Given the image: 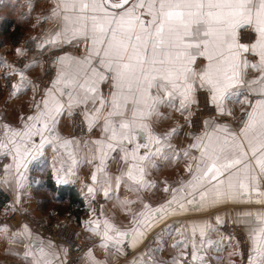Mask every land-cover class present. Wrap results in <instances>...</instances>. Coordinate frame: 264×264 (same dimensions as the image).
<instances>
[{"label": "snow or ice", "instance_id": "snow-or-ice-1", "mask_svg": "<svg viewBox=\"0 0 264 264\" xmlns=\"http://www.w3.org/2000/svg\"><path fill=\"white\" fill-rule=\"evenodd\" d=\"M51 16L59 19L60 27L43 43L60 48L83 44L85 51L82 56L64 52L57 57L56 77L43 100L35 104L34 114L23 118V130L4 126L7 139H0V157H12L18 189L27 179L24 171L43 156L46 145L69 152L72 141L54 129L62 115L72 117L78 109L89 131L102 125L100 140L83 143L89 152L95 146L93 159L99 164L91 179L100 187L108 185L105 197L113 180L106 161L117 150L127 167L115 177L116 188L123 186L136 193L154 188L155 183L146 179L149 170L168 160L174 162L180 155L170 142L178 128L163 134L154 131L153 125L167 118L160 109L191 116L193 106H199L198 93L203 92L207 106L218 117L233 116L229 105L247 106L241 107L244 115L238 129L206 119L204 131L182 150L192 161L185 168L190 178L178 187L164 188L171 192L170 199L156 208L144 204L143 210L133 215L129 231H121L108 219L90 221L87 230L100 237L99 247L119 255L125 238L131 240L128 246L135 248L147 232L161 225V233L171 235L173 229L165 221L190 210L208 212L239 203L264 206V0H55ZM17 54L23 55V51L17 49ZM249 55L256 61L251 62ZM29 67L32 65H24L25 70ZM249 69L259 75L247 79ZM13 72L21 77V82L13 85L16 94L31 82L24 70ZM76 146L79 148V141ZM191 149L199 155H192ZM69 158L71 165L66 171L63 161L54 169L58 183L75 176L73 166L78 161L70 152ZM11 167L4 166L5 175ZM98 173L102 175L98 177ZM88 192L92 194L94 189L89 187ZM134 202L124 200L121 204ZM216 220L223 222L219 215ZM236 223L245 229L247 264H264V209L238 212ZM175 231L184 239L171 245L178 252L165 264L186 260L189 244L191 261L198 264H210L207 250L224 251L223 237L211 239L217 229L207 221H193L185 231ZM189 231L191 235L186 234ZM0 232L9 243L24 242L23 259L28 264H66L53 242L33 238L27 225L10 237L7 225L0 226ZM232 239L228 237L229 247ZM239 243L237 240V249ZM62 251L66 255L67 250ZM158 251L149 249L132 264H147L145 258L161 264L151 256ZM229 255L243 253L237 250ZM83 259L87 264H106L97 261L91 249ZM213 259L220 264L223 257Z\"/></svg>", "mask_w": 264, "mask_h": 264}, {"label": "crops", "instance_id": "crops-1", "mask_svg": "<svg viewBox=\"0 0 264 264\" xmlns=\"http://www.w3.org/2000/svg\"><path fill=\"white\" fill-rule=\"evenodd\" d=\"M55 5V0H0V139H7L5 137V125H8L12 130H23V118L34 114L35 104L41 102L44 98L45 91L52 85V80L56 77L58 56L63 55L64 52H68L74 56L84 55L85 47L81 44L79 47L64 46L63 48L54 47L49 44H44L45 37H50L59 27L60 21L57 17L51 16V9ZM17 49L23 51V55L17 54ZM51 50L54 55V72L50 77V81L45 86L43 93L39 95L36 91L33 79L38 76L43 69L42 52ZM251 62H255L256 58L253 56L248 57ZM10 65L11 67H5L3 64ZM203 63V60H200ZM31 64L32 67L24 69V65ZM13 69L24 70V76L31 83L24 91L16 92L13 94V85L21 82V77L13 72ZM259 73L252 71L247 72V79H253L258 76ZM105 91L107 87L105 86ZM199 106H193L192 115L188 116L187 113L181 115L169 108H161L160 111L167 117L160 120L153 125L154 131L159 134H163L172 128H178V133L171 138V143L174 148L180 152L179 158L174 162L168 160L159 165L156 169H151L150 174L146 177L147 180L155 183V187L152 189H145L142 192H128L126 188L121 186L119 189L115 185V177L120 172L126 169V164L121 160V153L119 150L111 152L109 159L106 161L107 173L113 177L111 192L108 197L104 195V188L108 187L105 184L103 187L95 184L91 175L95 171L99 164L98 159H93L95 154V146L93 145V151L89 152L88 147L84 146V141H95L102 138V125H97L93 130L89 131L87 125L83 121V117L79 114L80 109L76 110L77 114L81 117L83 129L79 132H75L76 128L72 124L73 116L69 117L66 113L59 119L58 124L54 131L64 139L72 141L69 145V152L72 157L78 161V164L73 166L75 176L67 177V183H58L54 169L61 167V162H64L65 171L67 167L71 165V159L69 158V152H66L59 146L54 149L50 145H46L43 156L39 160L32 162L26 171H24L26 180L22 181L23 187L17 188V172L15 164L11 156L0 157L1 172H0V188L7 194L8 199L0 208L2 210H29V211H42L40 203H47L48 208L52 207L50 203L53 200L60 201L59 203H65L64 200L58 199L55 193L51 191L46 185V179L51 178L55 184L68 185L74 188V191L81 196L85 206L88 208V212L81 221H77L72 214H68L67 222L72 224L73 227L79 233H90L87 228L90 227V221L97 219L103 221L108 219L115 224L121 231H129L132 227V218L134 214H137L143 210V205L148 204L152 208H156L160 204H163L166 200L171 198V192H165L164 188L168 186L178 187L181 181H186L190 178V173L185 171L186 166L192 161L190 158L183 156L182 150L186 149L190 143H192V137L201 134L204 131V121L206 119H215L217 123L228 124L233 129H238L240 119L244 115L241 112V107L247 108V106L241 105H229L233 109V116L218 117L215 111L207 106L206 93H198ZM235 117V119H234ZM75 129V130H74ZM77 131V130H76ZM10 136V132H9ZM36 142H39V137L34 138ZM77 141L80 142L79 148H77ZM192 155L198 156L199 153L196 149H191ZM91 161V162H89ZM12 165L8 170V174L5 175L4 166ZM102 173H98V177ZM3 181H8L7 184ZM92 187L94 192L90 194L88 188ZM43 194L50 197L55 196L54 199L40 198ZM253 199L256 198L255 193L252 194ZM17 197L19 201L17 202ZM45 199L47 201H45ZM44 200V201H42ZM130 200L135 201L131 204H121V201ZM99 201V203H95ZM64 205V204H63ZM187 206V205H186ZM264 209V206L255 203H239V204H227L222 205L219 208L212 211H195L190 210L183 215H177L170 217L165 221V225L171 226L173 229L171 235L167 232L161 233V227L155 228L152 231L147 232L144 240L138 244L137 247L132 248L128 245L131 240L125 238L124 244L121 245V254L117 255L115 250L106 252L103 248L99 247L101 239L96 236V239L90 243L86 250L73 262L69 263L66 260V255L62 251L66 249V246L61 242L52 239L43 231H39L30 223L25 221H18L16 224H9L5 221L0 222V226L7 225L8 233L11 234L21 228L22 225H27L29 230L35 236L44 238L45 241H52L56 249L60 251L61 259L66 264H87V261L83 259L85 253L91 249L92 255L97 261L106 262V264H132L134 259H138L141 255L147 252L149 249H157L160 251L153 252L152 258L156 261L165 264L171 260L172 257L177 255L178 250L174 249L171 245L178 240L184 239L181 235L177 234L175 229H180L181 232L189 228L191 222L207 221L214 228L216 232L210 234V238L213 240H220L223 237L222 243L224 244V251L213 252L207 250V256L210 258V264H217V261L213 259L215 256H222L223 260L220 264H247V251L248 242L246 239V233L242 224L236 223V214L238 212H244L247 210H260ZM49 210V209H48ZM44 211V210H43ZM45 212V211H44ZM48 213V212H45ZM49 214V213H48ZM64 214H52L57 218H64ZM222 217V224H218L216 217ZM51 216V215H50ZM237 225L241 231V236H234L231 234L229 227ZM103 231V225L100 227ZM191 235L190 231L186 233ZM231 236L232 247L228 246V237ZM199 241V233L196 236ZM239 243V249L235 247ZM241 251L243 256H230L229 253L233 251ZM25 251L24 242L21 243H9L4 238V233L0 232V264H28L23 259V253ZM189 256L186 260L182 258L181 264L190 263L198 264V261H191V245L187 248ZM12 253H16L13 255ZM147 264H152L151 259H147Z\"/></svg>", "mask_w": 264, "mask_h": 264}, {"label": "built area", "instance_id": "built-area-1", "mask_svg": "<svg viewBox=\"0 0 264 264\" xmlns=\"http://www.w3.org/2000/svg\"><path fill=\"white\" fill-rule=\"evenodd\" d=\"M251 57V55H249ZM43 69L33 81L36 91L39 95L43 93L45 86L50 81V77L54 72V55L51 50L42 52ZM225 118V117H224ZM72 124L76 128L75 132L83 129L82 120L79 115H74ZM40 222L41 230L49 235L52 239L61 242L66 246V260L73 263L87 248V246L96 239V236L90 233H79L73 226L62 224V222H54L53 220ZM231 234L241 236L242 231L237 225L229 227ZM16 264V263H13Z\"/></svg>", "mask_w": 264, "mask_h": 264}, {"label": "trees", "instance_id": "trees-1", "mask_svg": "<svg viewBox=\"0 0 264 264\" xmlns=\"http://www.w3.org/2000/svg\"><path fill=\"white\" fill-rule=\"evenodd\" d=\"M46 185L55 193L58 199L64 200L65 203H63V205L62 203H59L60 201L55 199L50 202L52 204L51 208H48L47 203H40V206L43 208L42 211L44 210L45 212H48L51 216L55 213L65 214L67 212L68 214H72L77 221H81L85 217L88 212V208L85 206L81 196L74 191L73 187L55 184L51 178L46 179ZM46 197L49 198V200L55 198V196L50 197L46 194H43L40 198L44 199ZM7 199V194L0 188V208L7 201ZM45 201L47 200L45 199Z\"/></svg>", "mask_w": 264, "mask_h": 264}, {"label": "rangeland", "instance_id": "rangeland-1", "mask_svg": "<svg viewBox=\"0 0 264 264\" xmlns=\"http://www.w3.org/2000/svg\"><path fill=\"white\" fill-rule=\"evenodd\" d=\"M0 172H1V162H0ZM95 203H99V201H95ZM64 218H57L54 216H50V214L45 213L44 211H29V210H1L0 211V222L5 221L9 224H16L18 221H25L30 223L39 231H42L40 227V222L50 221L53 220L54 222H62V224L73 226L67 222V218L69 217L68 213L66 212ZM92 243V242H91ZM13 264V263H12ZM18 264V263H16ZM190 264V263H184Z\"/></svg>", "mask_w": 264, "mask_h": 264}]
</instances>
